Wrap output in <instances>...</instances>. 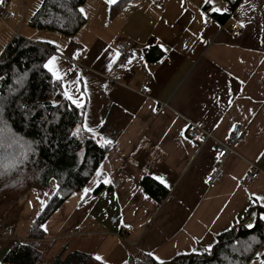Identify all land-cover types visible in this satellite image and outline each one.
<instances>
[{
  "label": "crops",
  "instance_id": "1",
  "mask_svg": "<svg viewBox=\"0 0 264 264\" xmlns=\"http://www.w3.org/2000/svg\"><path fill=\"white\" fill-rule=\"evenodd\" d=\"M40 2L0 0V12L8 13L0 19V55L18 33L56 46L45 63L56 58L64 93L82 102L83 125L96 129L100 143L111 141L85 187L102 184L103 190L70 195L44 223L48 237L67 239L70 249L106 264L140 253L164 261L209 249L216 233L264 196V0H239L223 22L211 15L214 7L223 12L221 0H130L113 14L108 0H85V23L72 39L31 29ZM119 39L134 42L122 65L114 56ZM153 46L161 55L147 60L145 50ZM189 123L211 137L188 139ZM235 123L245 127V140L224 157L222 178L207 185L213 140H225ZM252 169L255 179L248 176ZM147 176L168 189L161 202L143 190ZM42 190L53 193L55 184ZM34 192L22 204L0 201V261L41 210L43 200L31 202ZM253 213L245 226L256 221ZM262 259L264 239L247 264Z\"/></svg>",
  "mask_w": 264,
  "mask_h": 264
},
{
  "label": "trees",
  "instance_id": "2",
  "mask_svg": "<svg viewBox=\"0 0 264 264\" xmlns=\"http://www.w3.org/2000/svg\"><path fill=\"white\" fill-rule=\"evenodd\" d=\"M127 1L112 4L111 13ZM84 2L41 0L29 25L72 39L85 23L80 11ZM211 15L220 22L227 17L224 12L211 11ZM55 50L49 42L16 35L0 55V201L16 200L27 188L42 190L55 184L27 236L12 244L0 264H106L89 253L70 249L67 239L49 238L43 228L70 195L85 189L108 150L84 130L83 106L77 108L65 96L61 80L44 68ZM160 55L161 49L156 46L145 50L147 60H156ZM141 186L157 202L168 192L148 176ZM101 190L102 184L89 193L95 195ZM250 212L264 216L257 203L251 204L242 217L216 233L209 249L164 261L140 253L123 264H247L264 239V219L256 216L252 229L244 225Z\"/></svg>",
  "mask_w": 264,
  "mask_h": 264
},
{
  "label": "built area",
  "instance_id": "3",
  "mask_svg": "<svg viewBox=\"0 0 264 264\" xmlns=\"http://www.w3.org/2000/svg\"><path fill=\"white\" fill-rule=\"evenodd\" d=\"M223 2V12L230 16L233 13V9L237 4L236 0H221ZM8 17L7 12H0V19L5 20ZM236 25H232V29H235ZM134 47V42L131 39H119L115 43L116 52L119 53L117 56L116 64L122 65L126 58L131 55ZM161 105L160 107H162ZM186 136L188 139L194 142H201L210 138V134L202 129L196 123H189L186 129ZM246 137V129L239 123L233 124L231 130L225 140H213V146L215 148V163L212 170L205 176L204 182L207 185H212L217 183L223 176L221 165L224 157L228 153H234L237 148L244 142ZM258 175L257 169H252L248 173L250 179H255ZM117 181H113L112 184L116 185ZM30 188L26 189L16 200V203L21 204L25 202L29 196ZM126 231L130 230V227L125 228ZM12 232L11 228H7L5 235L9 236ZM136 258V255H130L127 261H132Z\"/></svg>",
  "mask_w": 264,
  "mask_h": 264
},
{
  "label": "snow or ice",
  "instance_id": "4",
  "mask_svg": "<svg viewBox=\"0 0 264 264\" xmlns=\"http://www.w3.org/2000/svg\"><path fill=\"white\" fill-rule=\"evenodd\" d=\"M108 3H110V4H113V5H115L116 3H117V0H108ZM205 3H212V0H205ZM213 10V12H221L222 10L220 9V8H213L212 9ZM80 11L81 12H83V9H80ZM207 22V21H206ZM244 25L243 24H241V27H243ZM119 55V53L117 52V53H114V56H118ZM56 60V58L55 57H52L51 59H49L48 60V62L47 63H45L44 64V68L45 69H47L48 71H50L51 73H52V75L53 76H56V78H57V80H59V79H61V77L58 75V70H55L54 69V67H53V65H54V61ZM129 63H131V60H129L128 61ZM84 87H85V90L87 89V84L85 83V85H84ZM65 96L69 99V100H71V102L77 107V108H80V107H82V102L80 101V100H78V99H74L71 95H69L67 92H65ZM99 123H106V122H99ZM84 130L85 131H87V132H89V133H92L94 136L95 135H97V132H96V129L95 128H93V127H91V126H89L88 124H85L84 125ZM183 134V133H182ZM109 143H111V141H109V140H107V139H105L104 140V144L106 145V144H109ZM103 146V145H102ZM101 175V173L98 171L97 172V176L99 177ZM104 183H106V184H110L111 183V180H109V179H105L104 181H103ZM163 182V181H162ZM92 190H91V188H86V189H84V194H85V196L89 193V192H91ZM255 201H259L260 202V204H259V207L261 208V210L262 211H264V196H255ZM254 215H256L257 217H258V219H264V216H259V213H253ZM246 227H248L249 229H252L253 227H254V225L253 224H249V225H247ZM152 254L151 253H149V256H151ZM96 259H100V257H97ZM161 264H163V262H161ZM261 264H264V259H262L261 260Z\"/></svg>",
  "mask_w": 264,
  "mask_h": 264
},
{
  "label": "rangeland",
  "instance_id": "5",
  "mask_svg": "<svg viewBox=\"0 0 264 264\" xmlns=\"http://www.w3.org/2000/svg\"><path fill=\"white\" fill-rule=\"evenodd\" d=\"M27 25H28V22H27V19H26V20H25V23H24V27H27ZM30 27H31V26H30ZM31 29H35V28L31 27ZM46 33H49V32H46ZM18 35L21 36L20 33H18ZM14 36H16V35H14ZM14 36H12V38H13ZM8 43H9V42H8ZM8 43H7V44H8ZM7 44L5 45V47L7 46ZM5 47H4V49H5ZM4 49H3V50H4ZM3 50H2V52H3ZM2 52H1V53H2ZM27 189H28V188H27ZM25 190H26V189H25ZM25 190H24V191H25ZM24 191H23V192H24ZM23 192H22V193H23ZM22 193H21V194H22ZM51 193H52V192H51ZM51 193H50L49 190H41V191L37 190V192H34V194H33L34 196H33L32 200H31V202H32L33 204H37V206H38V204H40V202L43 200L42 203H41V204L43 205L44 201H46V199L48 198V196H49ZM34 197H35V199H34ZM16 200H17V199H16ZM21 204H22V203H21ZM44 204H45V203H44ZM42 205H41V207H40L41 210H42V207H43ZM31 206H32V204H31ZM41 210H40V211H41ZM38 214H39V213H38Z\"/></svg>",
  "mask_w": 264,
  "mask_h": 264
}]
</instances>
